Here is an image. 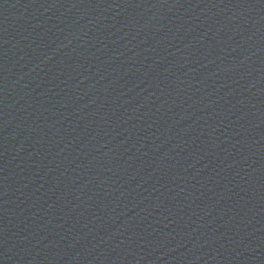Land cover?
Returning <instances> with one entry per match:
<instances>
[{
  "label": "water",
  "instance_id": "obj_1",
  "mask_svg": "<svg viewBox=\"0 0 264 264\" xmlns=\"http://www.w3.org/2000/svg\"><path fill=\"white\" fill-rule=\"evenodd\" d=\"M0 264H264V0H0Z\"/></svg>",
  "mask_w": 264,
  "mask_h": 264
}]
</instances>
